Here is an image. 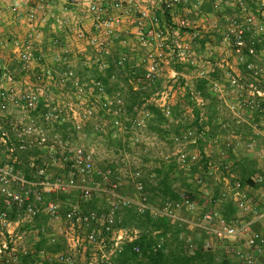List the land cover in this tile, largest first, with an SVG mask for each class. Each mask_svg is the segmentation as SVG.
<instances>
[{
    "label": "built area",
    "instance_id": "built-area-1",
    "mask_svg": "<svg viewBox=\"0 0 264 264\" xmlns=\"http://www.w3.org/2000/svg\"><path fill=\"white\" fill-rule=\"evenodd\" d=\"M73 1L82 14L81 18H75L74 20L77 25L75 32L81 39L87 41V45L93 51V56L88 57L84 63L88 69L97 68L99 72L105 73L111 68L122 71L127 65L131 66L130 55L123 50L115 53L114 46L115 43H118L123 48L128 47L132 40L130 35H135L139 46L144 49V53L133 65L134 68L141 67L142 69L139 78L134 80L138 88L148 89L157 85L162 75L161 66L173 62L197 68L198 78L209 74L207 71L198 70L201 66V57L191 50L190 45L185 42L186 38L181 37L180 29L188 28V21L184 19L178 21V29L174 32L176 37H171L167 25V15L176 6L187 2V0ZM255 1L257 5L264 7V0ZM7 9L22 12L26 20L34 25L47 23L50 14L47 0H8ZM239 9L243 21L233 19L225 33V39L232 46L233 55L238 64L245 65L252 78L251 82L246 85L250 97L245 106L259 112L264 117V67L255 64L250 59V56L254 55V51L245 44L247 36L257 37L258 40L262 39L261 37L264 35V11L261 12L262 20L257 21L254 13L242 1L239 2ZM135 13L138 14L136 21H133L136 24L135 32H129L128 30L123 32L122 25L125 19ZM87 21L91 22L88 36L84 35V26ZM56 23L60 26L69 27V21L66 17L56 18ZM34 36L39 40L40 34L32 32L24 40L13 42L20 68L24 72L31 70L35 62L32 54L35 49L34 40L36 39L33 38ZM55 62L67 67V70L63 73V81L70 82L79 95L94 92L99 101V107L105 114L116 119H124L133 128L143 126L144 120L140 116V110L135 115H130L121 94L109 95L107 85L102 79L79 80L76 78L68 60L62 57L61 54H57ZM5 76L6 74H4ZM224 77L225 81L214 80L211 83V90L217 96L223 94L226 85L232 90L245 88L243 78L230 68L226 69ZM7 78L11 80L10 76ZM45 78H53L50 68H45L42 74L38 76V79L42 81ZM40 91V89H37V91L26 90L16 93L13 88L0 84V159L2 157H13L17 152L35 146L46 149L51 155L55 154L54 144L49 141L45 131L33 122L19 124L12 121L9 124L10 130L1 125L4 114L9 112L10 109H21L24 113L40 111L39 107L42 101ZM173 99L174 94H170L165 89L157 91L148 100V102L153 103L167 113L169 124L178 123V120L176 121L170 115V108L175 105ZM196 104L202 107L204 101L196 97ZM45 107L43 117L47 122L59 124L65 122V113L60 104H46ZM94 113L93 108L84 110L82 114L73 111L71 115L73 126L80 130L83 122L92 117ZM100 128L101 126H98V129ZM9 131L12 132L11 136ZM195 139V130L192 128L172 135V140L176 145L195 143ZM256 139L255 137L249 138L247 146L252 148ZM214 142L217 143L220 140L215 139ZM222 144L228 150L234 146L229 138H223ZM160 156L164 163L176 161L179 168L184 171L194 165L191 163L192 157H190L189 151L184 149L177 150L172 154L161 153ZM64 160L65 164L60 166L62 172L56 177H51L47 168L41 166L37 167L33 180H27L19 170L15 169L13 164L15 160L0 163V234L4 237L0 241V260L7 251L15 248L10 243L13 242L15 236V225L20 221L32 222L40 214L55 218L60 216V205L56 201L46 200L45 195L69 194L73 191H79L86 201L93 199L96 194L100 193L106 197L110 205L108 212L85 214L78 205L70 204L64 214V219L72 227H78L87 232L86 241L89 245H95L99 248V260L86 264H113L114 259L123 252L124 245L136 239L130 231L118 228L121 221L118 212L126 207H133L140 214L149 212L153 216H164L180 225L188 224V228H203L208 235L207 248H214L213 239L223 242L244 240L245 249H238L235 252V256L241 260L242 264H255V257L264 254V248L260 243L264 239V208L261 213H257L252 209L251 199L246 187L232 175L224 178L230 186L229 199L241 212L253 214L252 220L239 222L234 217L236 220L232 222L216 224V221L222 219V214L220 209L215 206L204 213L201 218L202 223H192L178 214L177 207H174L172 202L166 201L161 204H154L148 200L144 193V181L141 171H136L133 174V186L137 197L132 198L120 193L123 184L115 176L112 169L101 170L96 167L94 155L91 151L83 147L70 149ZM223 169L229 172L230 165H223ZM213 174L214 166L209 161L204 175L212 177ZM254 180L261 181L262 178L256 175ZM96 181H99L102 186L96 184ZM194 182L200 187L205 186L201 174L196 175ZM205 194L208 195V192ZM227 196L228 194L223 193L215 203L222 204L223 201L229 200ZM179 197L180 205L187 212L196 214L199 211L197 201L192 199L188 192L180 191ZM14 214L16 220L11 219V215ZM255 224L259 225L258 230L252 228ZM51 240V242L57 241L54 237ZM64 240L66 251L49 255L47 257L49 261L56 264L74 263V257L83 248V238L80 234L71 232L65 235ZM164 242V238H161L153 246V249L162 248ZM134 251L139 253L140 247L135 246Z\"/></svg>",
    "mask_w": 264,
    "mask_h": 264
},
{
    "label": "rangeland",
    "instance_id": "rangeland-1",
    "mask_svg": "<svg viewBox=\"0 0 264 264\" xmlns=\"http://www.w3.org/2000/svg\"><path fill=\"white\" fill-rule=\"evenodd\" d=\"M47 1L50 2V0ZM240 1L254 13L257 21L262 20L261 12L264 11V7L257 5L255 0H187V2L176 6L169 13L168 18L165 16L171 37H176L174 32L178 29V21L182 19L188 21L189 27L180 29V33L181 37L186 38L185 42L190 45L191 50L201 57V66L198 70L209 71L215 67L225 69L230 66L236 69L239 66L233 55L232 46L225 39V33L233 19H237L240 22L243 21L239 9ZM59 2L60 0H57V5ZM137 18L138 14H132L130 21H136ZM135 25L133 23L132 26ZM65 31L68 34L63 32L62 37L67 36L69 43L71 41L74 42L78 38L81 39L75 32V29L72 28L70 31L68 28ZM73 34L76 39L73 38ZM196 34L197 36H195ZM33 38L37 40L35 36ZM253 39L258 40L259 38L251 36L245 38L247 47L251 46ZM57 45L61 48L59 43ZM73 47L72 45L69 46V48ZM140 51L144 52L143 49H140ZM33 57L36 62L34 64L40 63L34 54ZM250 58L255 64L264 67V50L257 53L254 52V55H251ZM170 65L169 63L161 66L162 75L156 87L158 91L167 89L170 94H174L173 100L175 104L180 105L182 118L186 120V123H191L194 119V112L192 104L186 96L185 88L188 86L192 87L194 81L197 79V68L186 66L180 73L174 71L175 73L172 76V66ZM33 67L27 72L22 71L17 59V53L14 52V46L9 44L6 46L4 43L0 44V84L13 88L16 93L40 89V93L42 94L41 99L44 103L40 111L36 110L30 113H24L21 109H10L9 112L4 114L1 125L5 129L10 130L9 124L12 121L19 124L33 122L45 131L49 141L55 146V154L51 155L43 149L39 150L40 152L36 157L30 156V159L36 164L46 167L49 175L53 178L62 172L60 166L65 164L64 159L68 155V150L77 147H83L93 153L94 163L97 168L101 170L112 169L115 176L122 182L124 192L132 198L137 197V193L133 187V174L136 171H141L144 181L153 180L154 167L159 163H163L160 159V154H172L180 149L189 151L190 157H192L191 163L202 167L200 174L204 178V189L208 190V197L210 198L214 195V190L219 187L220 192L228 194L227 199H229L230 186L224 178L232 175L235 179L241 181L245 171L234 164L235 159L250 157L256 161V169L264 171V117L255 115L254 111H249L244 106L250 97L249 92L246 91V85L252 79L245 69H242L243 82L245 84L244 89L232 90V88L226 85L223 93L230 100L228 103L232 105V108H229L224 102L223 108H221L222 117L228 123V129L231 132L236 131L249 136L250 126L248 122H251L256 126L259 134L252 148L247 146L248 140L235 141L230 137L229 139L235 148L234 158H232L228 149L222 144L223 139L215 143V136L211 139L205 137L198 131V127L193 122L190 128L195 130V135L202 139V145L198 143L176 145L172 140V136L165 134V128H163L159 121L152 115L145 113L144 109H140V116L144 120L143 126L133 128L126 120L116 119L105 114L100 109L99 101L95 97L94 92H86L83 95H79L70 82L63 81L62 66L60 64L56 63L53 65V62L49 63L48 67L51 68L52 77L53 75L54 77L45 78L43 81L38 79V76L43 72L41 71L42 69L38 70L40 68L35 69ZM72 69L79 80L86 81L89 79L91 72L85 70V66L81 64L78 57ZM4 74H6L5 77ZM8 76L11 77V80H8ZM115 93L119 92L114 91L110 95H114ZM120 94L126 103L129 90H123ZM46 104H60L65 113V122L61 124L47 122L43 117V110L46 109ZM89 108H93L95 113L83 122L80 130H77L71 121L73 111L82 114L84 110ZM64 124L67 125L64 126ZM98 126H101V128L98 129ZM167 129L172 131L173 127L171 126ZM11 133L9 131L10 136L12 135ZM204 155L207 157L208 162L210 161L214 166L212 177L204 175L206 171L203 168L205 162ZM17 157L24 158V153H18L16 156L9 158L2 157L0 163L13 162ZM225 164L230 165L229 172L223 169V165ZM177 170L180 173H188L179 168V166ZM256 175L255 173L253 176L256 177ZM96 184L102 186L99 181H96ZM245 187L251 199L252 209L257 213H261L264 208V175L263 184L260 187ZM199 188L200 186L195 182L192 183V192L201 193ZM93 200H95V208L100 214L110 210L109 201L102 194H96ZM157 201L160 200L157 199ZM56 202L60 205V216L58 218L42 215L39 219L42 225H39V222L35 219L32 222H27L26 220L20 221L15 225V236L10 245L17 249H32L40 238V227H42V232L47 237H54L57 241L63 243H65V235L72 232L80 234L83 238V248L74 257L73 264H86L99 260V248L87 243V232L84 229L72 227L64 219V214L70 204H76L80 209L83 207L89 209V207L85 206L87 201L82 194L79 191H73L65 200L58 199ZM215 206L218 209L221 208V204L213 203L208 210H211ZM177 212L181 217L192 223H202L199 212L191 214L180 204L177 206ZM235 217L239 222H249L252 215L251 213L241 212L236 208ZM221 222L219 220L215 223L219 224ZM255 228L256 230L259 229L258 226H255ZM3 238L0 234V241ZM262 242L264 245V239ZM212 244L213 247H217L220 253L230 258L233 262L241 263V260L235 256V252L238 249H245L244 240L223 242L213 239ZM263 255L255 257V264H264Z\"/></svg>",
    "mask_w": 264,
    "mask_h": 264
},
{
    "label": "trees",
    "instance_id": "trees-1",
    "mask_svg": "<svg viewBox=\"0 0 264 264\" xmlns=\"http://www.w3.org/2000/svg\"><path fill=\"white\" fill-rule=\"evenodd\" d=\"M251 43L252 44L249 47L254 52L257 53L264 50V36L261 40L253 39ZM171 66L177 73L182 72L183 68L186 67L185 65L176 64L174 62ZM62 68V72L67 70V67L64 65H62ZM242 68L247 71L245 65H242ZM112 70H114V68H112ZM110 71L111 70L108 72L110 73ZM137 71L138 70L133 71L134 75L132 74L130 78H139V74H135ZM221 74V69L215 67L207 76L197 78L192 87L188 86L185 88L186 96L193 107L192 110L194 112V119L192 122L198 127V131H204L202 134L210 139L218 132H222L224 128L223 125L216 123L219 98L211 90L212 81L221 80ZM110 77V75H100L97 78L102 79L107 85L106 80ZM157 91L158 89L156 85L148 89L139 88L138 91H129L128 100L125 103L129 114L135 115L141 108H143L147 114L152 115L159 121L163 128H165L166 135L172 136L190 128L192 122L186 123V120L182 118L179 104H175L170 108L171 117L176 121L178 120V123L169 124L167 113L162 111V109L155 106L153 103L148 102V100ZM196 97L204 101V105L202 107H199L196 104ZM43 106L44 103L41 101L39 109H42ZM254 112L260 115L259 112ZM66 125L67 124H64V126ZM171 126L173 127L172 131L167 129ZM205 128H209L208 131L205 130ZM196 143L202 145V139L199 137ZM39 150L43 149L35 146L25 151L17 152L14 155L16 156L18 153H24V158H15V163L13 164L15 169L19 170L27 180H33L37 167H41V165L36 164L30 159V156L36 157L40 152ZM228 151L230 156L234 158L232 151ZM204 161L203 168L207 170L208 159L205 155ZM234 164L243 168L245 171L240 181L243 186L258 188L263 184L264 171L256 169L257 164L254 159H251L250 157H241L240 159H235ZM199 167V165L195 164L186 171L188 173H180L177 170L178 164L176 161H172L170 163H160L159 167L153 171V179L155 183L143 180L144 193L151 203L160 204L170 201L173 203L174 207H177L180 204V191H186L203 209V216L205 212L209 211L208 208L222 196V193L220 192L221 190L219 187L214 190V195L211 198L206 194L191 191L194 178L197 174L201 173V169ZM255 173L262 178L261 181L254 180L255 177L253 175ZM120 193L128 196L124 192L123 186L120 189ZM69 194L45 195V198L48 201H57L58 199L65 200ZM157 199L160 201H157ZM85 206L89 207V209L84 207L81 209L85 214L91 212L100 214V212L95 208V200L91 199L87 201ZM220 211L222 214V223H229L236 220L234 219L236 206L230 199L223 201ZM42 215L44 214H40L35 218V220L39 222V225H42L39 221ZM118 215L121 217L118 228H123L129 231L137 230L138 236L134 241L124 245L123 252L114 259L113 264H242L233 262L230 258L224 256L220 253V251H218L219 249L217 247L207 248L206 245L208 242V235L203 228L195 227L191 230L188 228V224L180 225L179 223L172 222L167 217L153 216L149 212L140 214L136 212L133 207L123 208L118 212ZM11 219L16 220L15 214L11 215ZM39 231L40 238L34 244V251L32 254L27 252L23 253V255L25 254L23 257L24 261H28L29 259L34 260L32 259V256L37 255L40 252L56 254L66 250L65 243L60 241L51 242L52 238L47 237L44 232H42V227H40ZM161 238H164L165 241L162 248L154 250L153 246L156 245ZM135 246L140 247L139 253L134 251ZM15 259L16 261H14ZM17 260V258L9 257L6 253V255L4 254L2 256L0 264H16ZM42 261V264H49L46 257H44Z\"/></svg>",
    "mask_w": 264,
    "mask_h": 264
},
{
    "label": "crops",
    "instance_id": "crops-1",
    "mask_svg": "<svg viewBox=\"0 0 264 264\" xmlns=\"http://www.w3.org/2000/svg\"><path fill=\"white\" fill-rule=\"evenodd\" d=\"M7 3H8V0H0V44L4 43L6 46H7V44L13 46L12 43L14 41L24 40L29 33H32V32L38 33L39 32V34H40L39 40H36V41L34 40L35 49L33 51V54L35 57H37V59L40 61V63L34 64L33 68H35V69L40 68L38 70L42 69L41 71H43L45 68H49L48 67L49 63L53 62V65L56 64L55 58H56L57 54H61L62 57L66 58L68 60V62L70 63L71 67H74V62L77 61V57L80 60L81 64L84 65L85 60L88 57L93 56V51L87 45V41L85 39H79V38L76 39L75 35L73 34V38L76 40H74V42L71 41L69 43L67 36H64L65 39L62 37L63 32H66V34H68V32L65 31L68 28L70 31L72 28L76 29L77 25L75 24L74 20H75V18H79V17L81 18V15H82L80 12V9L76 5H74L73 0H60L58 5H57V0H50V2L48 1L49 13H50L49 17H48V21L45 24L41 23L39 25H34V24L29 23L26 20L24 14L22 12H16V11L7 9ZM61 4H63V5H61ZM68 11H70V12L68 13ZM59 17H61V18L66 17V19L69 21V27H66L65 25H63V26L57 25L56 18H59ZM130 17L131 16L128 17L129 20H127V18H126L123 25H122L123 32L127 31V30L129 32H135V26H132L134 20L130 21ZM90 24H91L90 21L85 22V26H84L85 34L84 35H86V36H88V34H89V31L91 28ZM130 37L132 40H131V44L128 47L123 48L118 43H115L114 51H115V53H117V51L123 50L124 52L128 53L130 55V58H131L130 62H131L132 67L130 65H127L124 68V70H122V71L112 70V68H111V69H109V70H111L110 73L108 72L109 70H107L105 73H102V72H99L97 70V68L87 69V67L84 65L86 68L85 70L87 72H91L89 79L97 78L100 75H103V76H106V75L109 76L110 75L111 76L110 78H108L106 80L107 92L109 93V95L111 94V92H114V91L120 93L121 91L126 90V89L129 91H138L139 90V88L137 87V85L134 81L135 79L130 78V77L132 76L133 71H135V70H138L135 74L141 73V71H142L141 67L134 68L133 65H135V63L138 61V59L140 58V56L144 52L142 53L140 51V49H143V48L139 46L135 35H132V36L130 35ZM57 43H59L61 45V48L58 47ZM84 44H85V46H84ZM70 45H72L74 47L69 48ZM2 47H4V46H2ZM75 50L77 52L76 54H75ZM143 51H144V49H143ZM170 64H172V63H170ZM241 67H242V65H241ZM241 67L239 65L236 69H234L232 66L226 67L225 69H221V72H222L221 80L225 81L224 74H225V71L227 68H230L234 73L239 74L243 78V76H242L243 75L242 74L243 68H241ZM213 69H211L207 72L210 73L213 71ZM139 70H140V72H139ZM174 71L175 70L172 68V70H171L172 76L176 72V71L175 72ZM53 77H54V75H53ZM197 78H198V76H197ZM246 91L249 92L248 89H246ZM224 95H225V93H223L222 96H218L219 106L217 108V120H216L217 121L216 123H218L219 125H223L224 128H223L222 132L221 131L218 132L214 138L221 140L223 138H230L231 137L235 141H243V140L247 141L251 137L257 138V135L259 134V132L257 131L256 126H254L251 122H248V124L250 126L249 136L243 135L242 133L236 132V131L231 132V130L228 129V123L225 122V119H223V117H222V112H221L222 109L221 108H223L224 102L226 103V105L229 108H232V105H230L228 103L230 100L227 97H225ZM244 106H245V104H244ZM245 108L249 111L251 110V109L247 108L246 106H245ZM252 111H254V110H252ZM255 115L261 116V115H258L256 113H255ZM205 130L208 131V128H205ZM202 133H204V131H201V134ZM198 138L199 137L196 136L195 143H196ZM229 150L232 151V154L235 153L234 146L232 149H229ZM159 164L154 168L156 169L157 167H159ZM149 182L155 183L154 179L150 180ZM199 191L203 194L208 192V190L204 189V187H200ZM220 210H221V208H220ZM198 212H199L200 218H202L203 209L200 206H199ZM251 215L253 218V214H251ZM234 217H235V215H234ZM252 218H251V220H252ZM255 226H258V225L255 224L252 226V228H255ZM189 229L192 230L191 227ZM130 232H131V234H133L135 236V238H137V236H138L137 230L130 231ZM261 246L264 248L262 241H261ZM23 251H25V252H23ZM33 251H34L33 248L28 249V250L25 248L24 249L14 248V249H10L6 253L9 257H14V258L18 259L16 264H42V262H43L42 260L44 259V257L47 258L49 255H54L53 253L40 252L37 255L32 256V259H34V260L29 259L28 261H24L23 257L25 254L23 255V253L27 252V253L32 254ZM6 253H5V255H6ZM48 263L51 264L54 262L49 261V259H48ZM45 264H47V263H45Z\"/></svg>",
    "mask_w": 264,
    "mask_h": 264
}]
</instances>
